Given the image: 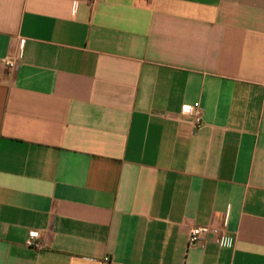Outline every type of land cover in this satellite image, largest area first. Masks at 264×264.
<instances>
[{
  "label": "crops",
  "instance_id": "crops-1",
  "mask_svg": "<svg viewBox=\"0 0 264 264\" xmlns=\"http://www.w3.org/2000/svg\"><path fill=\"white\" fill-rule=\"evenodd\" d=\"M0 264H264V0H0Z\"/></svg>",
  "mask_w": 264,
  "mask_h": 264
},
{
  "label": "built area",
  "instance_id": "built-area-1",
  "mask_svg": "<svg viewBox=\"0 0 264 264\" xmlns=\"http://www.w3.org/2000/svg\"><path fill=\"white\" fill-rule=\"evenodd\" d=\"M7 65L10 68H16L17 67V61L13 59L7 60ZM189 110L191 111L195 126L197 128H200L203 124V110L199 102H196L192 105V107H189ZM211 230L208 226H195L191 228L189 232L188 237V244L189 245H195L197 243L203 242L205 238L210 234ZM26 245L30 248L35 249H41L42 244L39 241V234L36 231H32L29 233V236L26 240Z\"/></svg>",
  "mask_w": 264,
  "mask_h": 264
}]
</instances>
